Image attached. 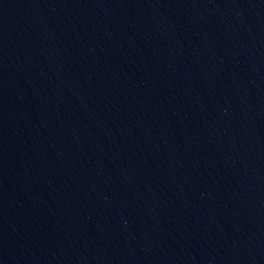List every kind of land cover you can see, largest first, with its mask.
<instances>
[{"label":"water","instance_id":"95a60500","mask_svg":"<svg viewBox=\"0 0 264 264\" xmlns=\"http://www.w3.org/2000/svg\"><path fill=\"white\" fill-rule=\"evenodd\" d=\"M0 264H264V0H0Z\"/></svg>","mask_w":264,"mask_h":264}]
</instances>
